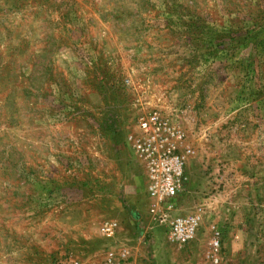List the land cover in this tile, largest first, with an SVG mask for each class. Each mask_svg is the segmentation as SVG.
Masks as SVG:
<instances>
[{
    "label": "rangeland",
    "instance_id": "1",
    "mask_svg": "<svg viewBox=\"0 0 264 264\" xmlns=\"http://www.w3.org/2000/svg\"><path fill=\"white\" fill-rule=\"evenodd\" d=\"M142 109L192 149L184 246L122 142ZM213 227L220 264H264V0H0V264H214Z\"/></svg>",
    "mask_w": 264,
    "mask_h": 264
},
{
    "label": "built area",
    "instance_id": "2",
    "mask_svg": "<svg viewBox=\"0 0 264 264\" xmlns=\"http://www.w3.org/2000/svg\"><path fill=\"white\" fill-rule=\"evenodd\" d=\"M124 82L129 84V80ZM126 142L144 166L148 181L146 193L151 201L148 210L151 222L165 227L169 240L180 246L194 240L201 217L198 214L181 215L177 209V198L189 180L186 164L192 153L184 130L170 123L160 110L142 109ZM118 228V223L111 221L104 223L100 231L103 236L114 238ZM212 230L209 258L214 264H220V233L214 227ZM128 254L125 248H113L100 264H121L127 260ZM64 264L81 263L71 261Z\"/></svg>",
    "mask_w": 264,
    "mask_h": 264
},
{
    "label": "trees",
    "instance_id": "3",
    "mask_svg": "<svg viewBox=\"0 0 264 264\" xmlns=\"http://www.w3.org/2000/svg\"><path fill=\"white\" fill-rule=\"evenodd\" d=\"M121 124H119V123H116L114 126H111V125H109V126H111V128L110 129H108V131L111 133V134H113L114 136H117V132H119V126H120ZM105 128H107V126H105ZM125 135H127V134H125ZM122 142H123V144L124 143H127L126 142V138L124 137L123 139H122ZM143 169H144V166H143ZM147 178L145 177V187H146V185H147Z\"/></svg>",
    "mask_w": 264,
    "mask_h": 264
},
{
    "label": "crops",
    "instance_id": "4",
    "mask_svg": "<svg viewBox=\"0 0 264 264\" xmlns=\"http://www.w3.org/2000/svg\"><path fill=\"white\" fill-rule=\"evenodd\" d=\"M151 202V201H150ZM149 210V209H148Z\"/></svg>",
    "mask_w": 264,
    "mask_h": 264
}]
</instances>
